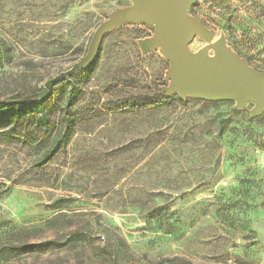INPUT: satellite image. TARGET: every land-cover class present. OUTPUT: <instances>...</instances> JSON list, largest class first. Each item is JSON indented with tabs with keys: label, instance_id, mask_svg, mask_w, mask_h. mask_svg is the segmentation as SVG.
<instances>
[{
	"label": "rangeland",
	"instance_id": "obj_1",
	"mask_svg": "<svg viewBox=\"0 0 264 264\" xmlns=\"http://www.w3.org/2000/svg\"><path fill=\"white\" fill-rule=\"evenodd\" d=\"M130 4L0 0V102L70 69L96 27ZM189 12L216 32L192 51L213 56L224 37L264 73V0H195ZM154 34L137 23L110 30L93 65L27 102L19 132L73 131L49 164L37 165L46 145L0 136V249L49 242L0 253V264L264 263V112L164 92L170 61L139 46Z\"/></svg>",
	"mask_w": 264,
	"mask_h": 264
},
{
	"label": "water",
	"instance_id": "obj_2",
	"mask_svg": "<svg viewBox=\"0 0 264 264\" xmlns=\"http://www.w3.org/2000/svg\"><path fill=\"white\" fill-rule=\"evenodd\" d=\"M195 0H132V4L116 8L107 20L94 30L87 53L64 72L50 78L45 87L33 96L14 102H30L50 97L51 90L69 81L80 71L93 65L102 41L110 30L126 24H145L155 30L150 38L141 39L143 53L161 52L171 63L165 80L169 85L162 87L168 94L178 92L182 97H197L208 100L235 101L234 109L254 103L252 116L264 112V73L250 66L249 62L234 53L225 44L224 37L214 43L213 56L207 49L192 51L190 42L199 36L212 41L216 35L189 10ZM264 264V263H262Z\"/></svg>",
	"mask_w": 264,
	"mask_h": 264
},
{
	"label": "trees",
	"instance_id": "obj_3",
	"mask_svg": "<svg viewBox=\"0 0 264 264\" xmlns=\"http://www.w3.org/2000/svg\"><path fill=\"white\" fill-rule=\"evenodd\" d=\"M66 82V81H65ZM64 84V83H61ZM59 84V85H61ZM58 86V85H57ZM56 87V86H55ZM78 95L76 93H72L70 98L67 101V107L73 105L77 100ZM45 102L44 100L34 101L32 104H42ZM28 104L27 102H12L9 105L6 103L0 102V127L4 128L7 126V130H4L0 133V136L7 140H13L22 143H28L33 146L36 145H46L47 148L37 161V165L44 166L49 164L53 157H55L58 153L64 152L67 149L69 144V139L72 136V129L68 128L64 132L62 129L56 130L55 128H51V131L47 128L45 133L46 135L42 138H38L37 133L35 134H25L23 132H19L17 128H15L16 118L19 117L23 108H25ZM161 102H151L149 106H159ZM48 127V125H46ZM49 245V242H45L43 244H30L23 243L19 245L9 244L8 246H4L0 249V253L6 252H20L24 250H29L35 247H46Z\"/></svg>",
	"mask_w": 264,
	"mask_h": 264
}]
</instances>
